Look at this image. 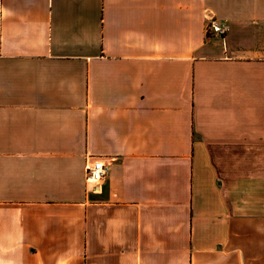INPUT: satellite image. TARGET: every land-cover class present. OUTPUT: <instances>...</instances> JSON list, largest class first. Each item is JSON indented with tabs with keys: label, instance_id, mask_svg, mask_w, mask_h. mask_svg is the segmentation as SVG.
Returning <instances> with one entry per match:
<instances>
[{
	"label": "crops",
	"instance_id": "1",
	"mask_svg": "<svg viewBox=\"0 0 264 264\" xmlns=\"http://www.w3.org/2000/svg\"><path fill=\"white\" fill-rule=\"evenodd\" d=\"M0 264H264V0H0Z\"/></svg>",
	"mask_w": 264,
	"mask_h": 264
},
{
	"label": "built area",
	"instance_id": "2",
	"mask_svg": "<svg viewBox=\"0 0 264 264\" xmlns=\"http://www.w3.org/2000/svg\"><path fill=\"white\" fill-rule=\"evenodd\" d=\"M214 30L219 35H223L225 33L224 28H215ZM85 173L87 182H93L96 185H99L106 176L107 167L104 166L100 160H96L86 166Z\"/></svg>",
	"mask_w": 264,
	"mask_h": 264
}]
</instances>
